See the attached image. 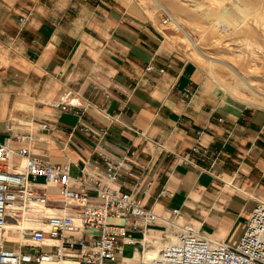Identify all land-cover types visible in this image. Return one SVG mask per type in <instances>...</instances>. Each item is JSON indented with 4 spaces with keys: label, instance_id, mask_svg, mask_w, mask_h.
<instances>
[{
    "label": "crops",
    "instance_id": "1",
    "mask_svg": "<svg viewBox=\"0 0 264 264\" xmlns=\"http://www.w3.org/2000/svg\"><path fill=\"white\" fill-rule=\"evenodd\" d=\"M149 7L143 0H0V142L68 165L74 180L88 182L91 205L104 203L89 188L95 181L100 190L132 192L161 217L129 232L137 241L164 242L191 225L233 242L264 200V107L219 88ZM79 124L106 129L104 141L73 131ZM196 144L207 157L184 163ZM102 154L128 159L115 181ZM7 163L11 171L26 166L18 154ZM37 182L49 202L10 219L0 232L8 248L18 247L20 228H42L48 215L69 212L79 221L82 206L66 203L44 177ZM126 245L122 256L135 262L139 245Z\"/></svg>",
    "mask_w": 264,
    "mask_h": 264
},
{
    "label": "built area",
    "instance_id": "2",
    "mask_svg": "<svg viewBox=\"0 0 264 264\" xmlns=\"http://www.w3.org/2000/svg\"><path fill=\"white\" fill-rule=\"evenodd\" d=\"M167 14L163 23H168ZM24 21V18H21ZM191 98L192 94L187 93ZM63 111H76L73 105L57 103ZM49 129V123H42ZM84 131L98 143L104 141L106 129L95 131L85 124L72 129ZM22 141L25 136L15 134ZM18 154L23 156L26 166L23 171H11L7 161ZM132 151L130 156H134ZM208 150L194 145L184 155L183 162L191 163L192 157L205 158ZM106 164L109 181H115L126 158L114 159L102 154ZM98 163V161H95ZM44 177L47 183L60 188V193L68 204L82 206L79 221L71 213L47 216L44 227L34 229L20 228L21 239L16 248H8L0 242V264H63L68 258L86 264H264V200H259L246 224L245 231L238 242L233 243L208 236L191 225L178 226L177 231L162 243L157 252L150 254V241L142 238L137 241L129 232L145 231L161 217L145 207L132 192L121 189H99L89 185L104 198L101 205L89 204L88 182L74 180L68 165L51 162L33 153L29 147L13 148L0 142V232L6 229L10 219L18 221L28 209L45 207L49 202V192L37 180ZM166 190L161 195H166ZM14 212V216L10 215ZM174 215L180 209L173 210ZM122 218L125 224L111 223L110 219ZM173 223V222H172ZM94 230V232L89 230ZM155 242V241H154ZM153 242V243H154ZM139 245L140 256L137 261H128L122 256L124 244ZM152 244V243H151ZM47 247V250L44 248Z\"/></svg>",
    "mask_w": 264,
    "mask_h": 264
},
{
    "label": "rangeland",
    "instance_id": "3",
    "mask_svg": "<svg viewBox=\"0 0 264 264\" xmlns=\"http://www.w3.org/2000/svg\"><path fill=\"white\" fill-rule=\"evenodd\" d=\"M143 2L156 15L163 18L171 15L168 23L164 24L174 29V38L187 46L189 55L207 69L209 77L219 88L264 107V0H164L166 9L160 8L155 0ZM176 14L185 28L194 33L201 50L216 57L215 60L205 58L196 50L190 37L178 28ZM217 58L237 64L259 91L255 92L241 83ZM215 72L219 79L215 78ZM244 231L245 227L239 228L233 243L239 241ZM10 233L16 236L14 232ZM162 243H150L149 248L158 250Z\"/></svg>",
    "mask_w": 264,
    "mask_h": 264
},
{
    "label": "bare ground",
    "instance_id": "4",
    "mask_svg": "<svg viewBox=\"0 0 264 264\" xmlns=\"http://www.w3.org/2000/svg\"><path fill=\"white\" fill-rule=\"evenodd\" d=\"M155 2L160 6V7H162L163 9L166 7L165 5H164V0H155ZM168 7V6H167ZM166 9V8H165ZM228 11V10H227ZM228 12H230V11H228ZM176 13V12H175ZM175 21H176V24H177V26H178V28H180L186 35H188L189 37H190V39L192 40V42H193V44H194V47L196 48V50H198V52L202 55V56H204L205 58H207V59H210V60H215L216 59V57H214V56H212V55H209V54H206L205 52H203L202 50H201V48H200V46H199V44L195 41V37H194V33L193 32H191L190 30H188V29H186L185 28V24H182V22H181V20H179L178 19V17H177V14L175 15ZM192 30V29H191ZM193 31V30H192ZM217 60H220L222 63H224L227 67H229L231 70H232V72H233V74H234V76L236 77V78H238L239 79V81L241 82V83H245L247 86H249L251 89H253L255 92H257V91H259V90H257L254 86H253V80L252 81H250V80H248L247 78H246V75L244 74V71H242V69L241 68H239V66L237 65V64H235V63H232V62H230V61H227V60H224V59H219V58H217ZM236 80V79H235ZM259 93V92H258ZM263 93V92H262ZM264 94V93H263ZM259 96V95H258ZM10 225V224H9ZM21 226H22V224H21ZM24 227V226H23ZM19 234H21V233H19ZM126 247H132L130 244H127L126 245ZM125 247V248H126ZM157 252V250L156 249H152V251H150V254L151 255H153L154 256V254ZM67 262H76V263H78V261L77 260H72V259H69V260H66ZM66 261H64V262H66ZM63 262V263H64Z\"/></svg>",
    "mask_w": 264,
    "mask_h": 264
}]
</instances>
